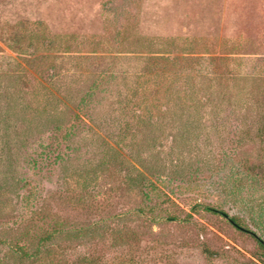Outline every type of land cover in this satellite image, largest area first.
<instances>
[{"label":"rangeland","instance_id":"obj_1","mask_svg":"<svg viewBox=\"0 0 264 264\" xmlns=\"http://www.w3.org/2000/svg\"><path fill=\"white\" fill-rule=\"evenodd\" d=\"M263 122L264 0H0V264H264Z\"/></svg>","mask_w":264,"mask_h":264},{"label":"trees","instance_id":"obj_2","mask_svg":"<svg viewBox=\"0 0 264 264\" xmlns=\"http://www.w3.org/2000/svg\"><path fill=\"white\" fill-rule=\"evenodd\" d=\"M76 118L79 119V115H76ZM59 130H61L59 127L55 129L56 132ZM55 134L51 137L52 139H55ZM71 135V131H64L61 140L66 141ZM259 138L264 142V122L259 131ZM216 174L213 185L218 195L235 210L228 220L232 225L234 223L240 226L243 222H247L252 226L253 231L248 232L257 239L264 253V170H256L254 166L235 162L234 159L227 157ZM142 184L147 198L153 194L167 196L163 189L149 178H143ZM218 205H224V203ZM196 206L199 205H193L192 209ZM204 208L216 210L209 205ZM218 212L225 214L223 211ZM206 252L209 253V251Z\"/></svg>","mask_w":264,"mask_h":264},{"label":"water","instance_id":"obj_3","mask_svg":"<svg viewBox=\"0 0 264 264\" xmlns=\"http://www.w3.org/2000/svg\"><path fill=\"white\" fill-rule=\"evenodd\" d=\"M224 216L228 219L229 218V216L227 215V214H224ZM233 225L235 226V227H237V228H239V229H241V230H243V231H249V230H247V229H245V228H243V227H241V226H238L237 224H234L233 223Z\"/></svg>","mask_w":264,"mask_h":264}]
</instances>
